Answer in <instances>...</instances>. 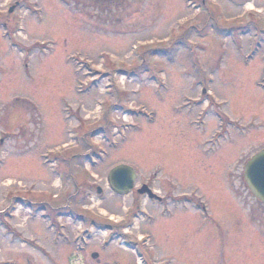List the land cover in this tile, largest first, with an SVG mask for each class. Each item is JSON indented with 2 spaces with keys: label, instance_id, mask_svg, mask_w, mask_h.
<instances>
[{
  "label": "rangeland",
  "instance_id": "1",
  "mask_svg": "<svg viewBox=\"0 0 264 264\" xmlns=\"http://www.w3.org/2000/svg\"><path fill=\"white\" fill-rule=\"evenodd\" d=\"M203 2L0 0V264H264V204L242 217L222 193L264 149V0ZM120 164L139 188L217 186L218 237L181 236L195 224L156 204L147 220V197L111 191Z\"/></svg>",
  "mask_w": 264,
  "mask_h": 264
},
{
  "label": "flooded vegetation",
  "instance_id": "2",
  "mask_svg": "<svg viewBox=\"0 0 264 264\" xmlns=\"http://www.w3.org/2000/svg\"><path fill=\"white\" fill-rule=\"evenodd\" d=\"M20 2H16L15 5H13V10L12 13L15 9L20 8ZM11 8V7H10ZM9 8V9H10ZM9 11V10H8ZM4 19V17H3ZM3 24H5V20L3 21ZM102 79L97 85V88L100 89L102 88L100 85L102 84ZM104 101H102L100 104L102 105ZM116 103H114L112 106L108 109H115ZM109 106V105H108ZM72 109V107H70ZM102 108V106H101ZM100 108V109H101ZM94 133L91 134V137L93 139L96 138V135L93 136ZM217 135V133H216ZM82 139L84 136H80ZM217 143V140H214L209 137V139H203L202 141L200 140L198 142V146L200 145L203 147V154L202 156H207L209 154H214L217 151V148H214V144ZM202 153V152H201ZM206 154V155H205ZM79 153H75L72 156L70 155V158H77L80 157ZM217 155V154H216ZM82 157V156H81ZM95 163H98L96 160ZM246 165V164H245ZM245 168V166H244ZM109 174V173H108ZM230 177V176H229ZM243 177H244V171H243ZM226 178V177H225ZM107 181L109 182V178L107 176ZM153 181L147 183L148 185L141 183V187L146 185V190L147 194L142 195L147 197L149 203L151 205L149 206L148 209H146L147 217L148 219L154 223L155 221V204L156 206H161L160 208V214L163 216L168 217V221L175 216H180L182 222L186 221V224H195V229L191 232H182L181 236L184 237H192V238H197V239H216L218 237V224H217V218L215 217L216 214V207L214 205V201L216 199V195L212 198H210L214 193L215 190H217V186H206L205 184V189L199 188L197 186L192 187L189 191H186L182 187L179 188V191L175 193L174 188H171L170 185L163 187L162 190L154 188L152 185ZM184 183V182H183ZM185 184V183H184ZM216 183H214L215 185ZM179 185H181V182L179 181ZM186 185V184H185ZM184 186V185H183ZM111 187V184H110ZM180 187V186H179ZM185 188V186H184ZM226 188V189H225ZM225 188H221L222 193L224 192H229L228 195H226L224 198L229 199L231 202V205H233L234 210L242 216L241 211H245L246 207L249 205V199L251 197L255 198L247 184L245 183L244 185H238L233 181V174H231V179L229 182L225 184ZM98 190L100 188H97ZM139 186L136 184V181H134L133 188L131 189L130 193H138ZM114 195L116 194L113 190H111ZM161 191V192H160ZM224 191V192H223ZM230 191L236 196L235 198L240 199V202H235L232 198H229V195L233 196ZM103 192V191H102ZM101 192V193H102ZM227 192V193H228ZM257 200V199H256ZM237 203V204H236ZM139 207H136V209ZM186 215L189 217L186 218ZM245 215L244 217H246ZM243 217V216H242ZM246 220V219H245ZM248 220V219H247ZM259 224L257 225L258 229L264 232V218H259L258 220ZM129 221H126L124 225H127ZM121 226V224H117V226ZM119 226V227H120ZM107 227V226H105ZM104 227V228H105ZM185 227V226H184ZM184 227L181 228V231L184 230ZM261 228V229H260ZM177 234V232L174 234L175 236L179 235L181 233ZM167 234V233H166ZM167 236V235H166ZM93 256V254H92Z\"/></svg>",
  "mask_w": 264,
  "mask_h": 264
},
{
  "label": "water",
  "instance_id": "3",
  "mask_svg": "<svg viewBox=\"0 0 264 264\" xmlns=\"http://www.w3.org/2000/svg\"><path fill=\"white\" fill-rule=\"evenodd\" d=\"M108 178L112 189L119 195H125L133 187L136 172L132 167L121 164L110 171ZM244 178L253 195L264 203V150L247 162ZM146 191V186H143L139 193L144 194Z\"/></svg>",
  "mask_w": 264,
  "mask_h": 264
}]
</instances>
